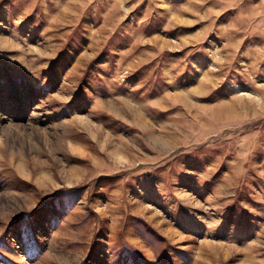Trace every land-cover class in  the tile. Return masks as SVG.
Segmentation results:
<instances>
[{"label":"rangeland","instance_id":"1","mask_svg":"<svg viewBox=\"0 0 264 264\" xmlns=\"http://www.w3.org/2000/svg\"><path fill=\"white\" fill-rule=\"evenodd\" d=\"M0 264H264V0H0Z\"/></svg>","mask_w":264,"mask_h":264}]
</instances>
